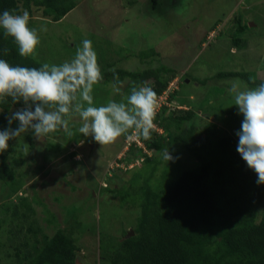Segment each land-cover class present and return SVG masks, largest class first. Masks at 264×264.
I'll use <instances>...</instances> for the list:
<instances>
[{"label":"rangeland","instance_id":"obj_1","mask_svg":"<svg viewBox=\"0 0 264 264\" xmlns=\"http://www.w3.org/2000/svg\"><path fill=\"white\" fill-rule=\"evenodd\" d=\"M74 1L76 8L59 22L43 18L40 11L34 13L30 26L46 31H39L40 44L31 57L43 64L59 65L74 58L84 39L91 40L103 75L94 85V106L109 100L126 102L133 88L129 79L120 85L107 82L109 72L117 68L131 72L166 68L176 72L181 82L176 99L163 106L167 107L166 115L173 108L187 109L180 106L186 104L201 116L195 122V132L205 142L223 135L224 127L228 131L218 109L238 112L228 91L231 82L253 88L242 78L215 76L219 72H248L253 79L264 81V0H157V4L152 0ZM239 21L250 27L249 47L244 51L233 49L231 43ZM66 119L67 130L60 128L41 141L31 131L21 135L10 163L23 161L16 167L25 174L20 195L29 196L45 234L51 236L78 220L80 228L74 235L81 250L78 264H99L100 246H112L136 227L140 202L135 190L128 187L141 186L153 165L142 166L140 159L127 166L129 149L125 147L128 137L132 139L131 131L102 146L78 132L82 124L78 115L69 113ZM210 123L218 125V130L207 128ZM162 134L166 139L170 136L164 130ZM173 150L174 159L164 160L150 186L162 185L163 175L176 179L197 166L183 146ZM41 166L44 169L40 171ZM105 188H121L125 198ZM10 194L7 185L0 183V264H17V245L32 240L25 238L26 230L17 236L11 233L19 224L12 212L21 199ZM19 208L22 213L23 208Z\"/></svg>","mask_w":264,"mask_h":264},{"label":"trees","instance_id":"obj_2","mask_svg":"<svg viewBox=\"0 0 264 264\" xmlns=\"http://www.w3.org/2000/svg\"><path fill=\"white\" fill-rule=\"evenodd\" d=\"M152 2L158 3L157 0ZM76 6L74 0H0V13L9 10L19 15L27 10L31 25L37 11L42 12L43 18L59 22ZM249 30L247 23L239 21L231 36L233 49H248ZM4 49H8L7 54ZM0 59L13 66L39 68L43 64L34 57L20 56L13 38L5 37L2 28ZM177 77L176 72L161 67L143 72L117 68L109 72L105 80L120 85L129 79L131 87L149 81L159 98ZM228 77L242 78L253 88L264 83L253 79L248 72H219L215 76ZM180 85L181 82L170 93V102L176 99ZM180 106L187 109L173 108L166 115L165 106L155 117L154 123L170 133L168 139L154 129L150 140L139 136L145 148H140L135 142L131 144L126 163L143 159L142 166L151 164L153 169L141 186L131 184L128 187L135 190L141 208L134 235L129 238L130 232H127L112 246L101 245L103 252L99 264H264V185H257L256 173L248 168L237 151L239 138L236 133L240 130L243 116L236 110L218 109L223 126L228 131L224 127L221 129L223 135L204 142L195 132V122L201 116L186 104ZM22 107V101L14 103L11 97L0 98V130L9 126L7 117L13 110ZM186 124H189L188 128L184 127ZM17 125L18 122H13L11 126L15 128ZM207 128L218 130V125L210 123ZM20 136L10 140L8 150L0 153V183L7 185L10 195L21 199L13 208L12 216L19 224L11 233L17 236L26 230L25 238L32 237L31 242L25 240L17 245L16 263L76 264L81 251L74 237L80 228L78 220L74 224L72 222L71 227L58 228L53 235L47 236L44 227L35 218L37 210L30 203L29 196L20 195L25 174L16 167L21 166L23 161L10 163V155L16 152V141ZM28 137L33 140L31 134ZM177 146H183L192 154L197 166L184 171L176 179L163 175L162 185L150 186L149 182L152 184L158 177L157 168L164 164L162 150L167 148L172 155ZM105 189L125 198L121 188ZM19 206L23 208L22 213ZM48 221L54 223L53 219Z\"/></svg>","mask_w":264,"mask_h":264},{"label":"clouds","instance_id":"obj_3","mask_svg":"<svg viewBox=\"0 0 264 264\" xmlns=\"http://www.w3.org/2000/svg\"><path fill=\"white\" fill-rule=\"evenodd\" d=\"M0 28L5 37L13 38L22 57L35 54L40 44L39 31H46L30 26L27 10L19 15L9 10L0 13ZM4 52L7 54L8 49ZM101 80L98 56L89 39H84L77 47L74 58L59 65L13 66L0 59V98L11 97L14 103L22 101L24 104L7 117L9 126L0 130V153L7 151L9 141L22 133L31 131L34 138L41 141L60 128L67 130L69 113L78 115L82 121L78 132L102 146L131 131L138 136V141L131 144L135 142L145 148L140 137L150 140L156 125L158 98L153 86L144 81L131 89L126 102L109 100L104 105L94 106V85ZM228 91L234 98V106L238 107V114L243 116L236 133L237 151L248 168L256 173L257 185H264V83L255 88H241L239 81H233ZM13 122H18L17 127L11 126ZM128 138L126 149L131 147ZM161 155L166 161L174 159L167 148Z\"/></svg>","mask_w":264,"mask_h":264},{"label":"built area","instance_id":"obj_4","mask_svg":"<svg viewBox=\"0 0 264 264\" xmlns=\"http://www.w3.org/2000/svg\"><path fill=\"white\" fill-rule=\"evenodd\" d=\"M180 83V79L179 77L175 78L174 80H172L167 88V90H165L163 92V94L158 98V106L156 108V113L158 114L160 109L167 103L168 99H169V95L171 92H174L177 88H178V84ZM156 114V115H157ZM155 124V123H154ZM155 129L158 130L157 126L155 125ZM160 131V130H159ZM161 132V131H160ZM132 139L129 140V144H131L132 141H138V136L133 135L132 134ZM139 143V142H138ZM139 145L141 146V143H139Z\"/></svg>","mask_w":264,"mask_h":264},{"label":"water","instance_id":"obj_5","mask_svg":"<svg viewBox=\"0 0 264 264\" xmlns=\"http://www.w3.org/2000/svg\"><path fill=\"white\" fill-rule=\"evenodd\" d=\"M254 24H251L250 26H253ZM187 81H189V80H187ZM132 235H134V232L133 231H131L130 232V234H128V237L130 238ZM76 264H78V260L76 261Z\"/></svg>","mask_w":264,"mask_h":264}]
</instances>
